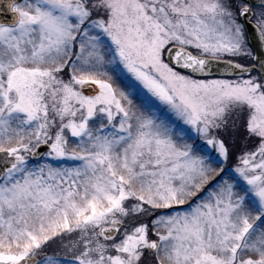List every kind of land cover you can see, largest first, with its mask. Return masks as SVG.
Instances as JSON below:
<instances>
[{
	"label": "snow or ice",
	"instance_id": "snow-or-ice-1",
	"mask_svg": "<svg viewBox=\"0 0 264 264\" xmlns=\"http://www.w3.org/2000/svg\"><path fill=\"white\" fill-rule=\"evenodd\" d=\"M0 264H264V0H0Z\"/></svg>",
	"mask_w": 264,
	"mask_h": 264
},
{
	"label": "water",
	"instance_id": "water-1",
	"mask_svg": "<svg viewBox=\"0 0 264 264\" xmlns=\"http://www.w3.org/2000/svg\"><path fill=\"white\" fill-rule=\"evenodd\" d=\"M256 51L259 53L261 50L259 49V47H257Z\"/></svg>",
	"mask_w": 264,
	"mask_h": 264
}]
</instances>
